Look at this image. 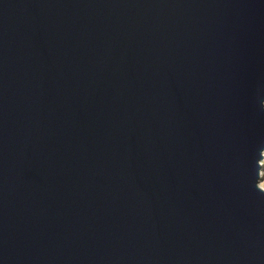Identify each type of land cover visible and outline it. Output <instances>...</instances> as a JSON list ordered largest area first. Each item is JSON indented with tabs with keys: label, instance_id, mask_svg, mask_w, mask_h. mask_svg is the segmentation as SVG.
<instances>
[{
	"label": "water",
	"instance_id": "95a60500",
	"mask_svg": "<svg viewBox=\"0 0 264 264\" xmlns=\"http://www.w3.org/2000/svg\"><path fill=\"white\" fill-rule=\"evenodd\" d=\"M264 0H0V264H264Z\"/></svg>",
	"mask_w": 264,
	"mask_h": 264
},
{
	"label": "rangeland",
	"instance_id": "374dc122",
	"mask_svg": "<svg viewBox=\"0 0 264 264\" xmlns=\"http://www.w3.org/2000/svg\"><path fill=\"white\" fill-rule=\"evenodd\" d=\"M261 163H262V167L260 169V173L262 174V177H261V179L259 181V185L264 188V157L261 160Z\"/></svg>",
	"mask_w": 264,
	"mask_h": 264
}]
</instances>
